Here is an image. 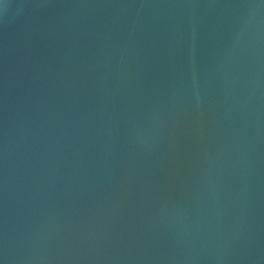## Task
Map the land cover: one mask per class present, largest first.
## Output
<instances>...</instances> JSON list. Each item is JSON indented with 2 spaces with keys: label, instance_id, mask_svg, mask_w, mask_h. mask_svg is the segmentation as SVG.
Instances as JSON below:
<instances>
[{
  "label": "water",
  "instance_id": "95a60500",
  "mask_svg": "<svg viewBox=\"0 0 264 264\" xmlns=\"http://www.w3.org/2000/svg\"><path fill=\"white\" fill-rule=\"evenodd\" d=\"M2 264H264V0H0Z\"/></svg>",
  "mask_w": 264,
  "mask_h": 264
},
{
  "label": "snow or ice",
  "instance_id": "6c2138e0",
  "mask_svg": "<svg viewBox=\"0 0 264 264\" xmlns=\"http://www.w3.org/2000/svg\"><path fill=\"white\" fill-rule=\"evenodd\" d=\"M0 264H2V262H0Z\"/></svg>",
  "mask_w": 264,
  "mask_h": 264
}]
</instances>
